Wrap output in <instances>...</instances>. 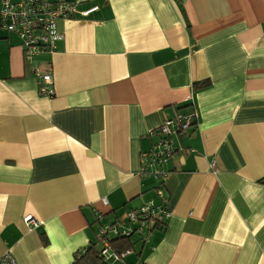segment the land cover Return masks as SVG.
Instances as JSON below:
<instances>
[{
  "label": "crops",
  "instance_id": "0c3cea01",
  "mask_svg": "<svg viewBox=\"0 0 264 264\" xmlns=\"http://www.w3.org/2000/svg\"><path fill=\"white\" fill-rule=\"evenodd\" d=\"M71 1L32 65L0 29V256L72 264L153 200L141 155L188 105L196 120L163 179L171 215L115 264H264V0ZM49 64L45 97L32 68Z\"/></svg>",
  "mask_w": 264,
  "mask_h": 264
},
{
  "label": "built area",
  "instance_id": "2783aa9c",
  "mask_svg": "<svg viewBox=\"0 0 264 264\" xmlns=\"http://www.w3.org/2000/svg\"><path fill=\"white\" fill-rule=\"evenodd\" d=\"M77 5L78 1L71 0H0V29L17 38L24 60L32 65L36 56L55 50L56 43L63 37L58 30L57 21L74 17ZM97 8L96 5L91 6L80 11V14L86 16ZM32 71L37 78L38 92L51 97L53 89L50 64L45 71L36 68H32ZM195 120V111L180 110L150 131L149 135L155 140L152 148L141 155V173L159 180L156 190L160 201L156 203L152 199L148 200L140 207L126 211L125 219H117L98 228L96 242L101 243L100 253L109 264L121 263L131 249L120 253L113 251L106 236H137L143 240L150 231L162 228L170 217L171 209L166 200L161 199L163 179L167 175L165 167L179 149L174 137L185 134ZM24 219L25 222L37 225L30 215ZM0 264H14V259L9 254H4L0 256Z\"/></svg>",
  "mask_w": 264,
  "mask_h": 264
},
{
  "label": "trees",
  "instance_id": "16d2710c",
  "mask_svg": "<svg viewBox=\"0 0 264 264\" xmlns=\"http://www.w3.org/2000/svg\"><path fill=\"white\" fill-rule=\"evenodd\" d=\"M209 84L210 82L208 79L197 81L193 83L192 89L194 91H197V90L208 87ZM187 107L188 105H185L182 108H180V110L186 109ZM40 237L42 238L43 242H46V239L43 233H41ZM106 237L109 241L110 248L113 251L120 253V252L129 250V249H133L134 241H132L131 239L136 238L137 236L128 237V236H116V235L110 234ZM100 249H101L100 242H91L90 245L74 253L72 264H109L102 257L100 253Z\"/></svg>",
  "mask_w": 264,
  "mask_h": 264
},
{
  "label": "rangeland",
  "instance_id": "374dc122",
  "mask_svg": "<svg viewBox=\"0 0 264 264\" xmlns=\"http://www.w3.org/2000/svg\"><path fill=\"white\" fill-rule=\"evenodd\" d=\"M3 31V30H2ZM153 196V200L154 201H156V200H160L159 199V196H158V190H156V188L155 189H153V192L151 193V197ZM119 219L121 220V219H125V214L123 213V212H121L120 214H119Z\"/></svg>",
  "mask_w": 264,
  "mask_h": 264
}]
</instances>
